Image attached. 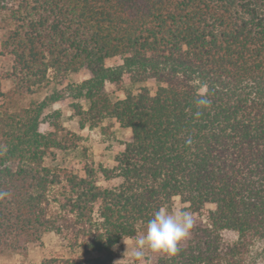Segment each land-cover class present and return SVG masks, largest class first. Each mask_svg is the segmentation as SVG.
I'll use <instances>...</instances> for the list:
<instances>
[{
	"label": "trees",
	"instance_id": "trees-1",
	"mask_svg": "<svg viewBox=\"0 0 264 264\" xmlns=\"http://www.w3.org/2000/svg\"><path fill=\"white\" fill-rule=\"evenodd\" d=\"M0 35L13 60L0 105V192L9 193L0 254L26 253L55 232L73 255L40 264H115V247L179 198L197 222L155 264H259L264 0H0ZM146 82L158 87H124ZM71 97L89 100L86 110L72 105L91 127L115 119L130 130L111 167L47 164L76 146L52 109ZM101 177L121 182L105 187Z\"/></svg>",
	"mask_w": 264,
	"mask_h": 264
},
{
	"label": "rangeland",
	"instance_id": "rangeland-1",
	"mask_svg": "<svg viewBox=\"0 0 264 264\" xmlns=\"http://www.w3.org/2000/svg\"><path fill=\"white\" fill-rule=\"evenodd\" d=\"M1 51L2 37L0 35V105H2V103L8 104L2 93L10 90L12 82L10 79L4 78V76L12 69L13 64L12 58L2 55ZM111 64H115V60H112ZM69 80L74 85L80 84L82 81V75L79 72L70 73ZM143 85H148L152 90H155L158 87V84L155 82L125 83L124 87L137 91L139 87ZM58 89L59 87L54 88L51 91ZM108 91L114 101L122 97L121 91L112 85L108 86ZM26 102V100H19L18 103L13 102V104H11L14 107V105ZM67 102L68 103L66 104H55L52 109H59L61 111V122L65 127L64 134H67L70 139L72 138L76 141V146L68 150L57 151L55 157L47 159V164L53 167L73 169L80 167L83 162L89 161L93 162L96 166L105 165L111 167L114 163L115 154L120 148L121 141L125 139L130 130L120 127L115 119H106L99 125L91 127L90 121L87 122L82 115L78 114L76 106L72 105V103L75 102L86 110L90 106L89 100L85 98L73 99L71 97L68 98ZM2 114L3 111L0 109V116ZM43 126L45 127L46 125L44 124ZM120 182L121 179L119 178L109 181L105 180L103 177L100 179V184L105 187L115 186ZM185 206L186 205L177 198L173 204L165 208L171 212H175L177 210L184 211ZM193 222L196 223L197 221L193 218ZM146 229L147 228H143L138 237L143 235L146 232ZM237 237L236 233H225V238L228 242L236 241ZM43 241L44 243L42 246H31L26 253L7 252L0 254V264H40L42 260L47 257H68L73 255L67 241L55 232L46 233L43 237ZM135 241L136 240H122L115 247V264H128V257L135 246ZM255 251L260 255L259 264H264V243L258 242L255 246ZM76 253L83 254L84 252L78 250ZM145 253V256L149 257L151 264H155L158 254H152L147 250H145Z\"/></svg>",
	"mask_w": 264,
	"mask_h": 264
},
{
	"label": "clouds",
	"instance_id": "clouds-1",
	"mask_svg": "<svg viewBox=\"0 0 264 264\" xmlns=\"http://www.w3.org/2000/svg\"><path fill=\"white\" fill-rule=\"evenodd\" d=\"M196 103L198 106L207 107L211 102L206 98H200ZM195 115L199 117L201 113L197 111ZM8 195L7 192H0V198ZM193 224V217L189 212L183 210L171 212L166 208H160L148 221L146 232L136 239L128 257V264L143 261L145 250L152 254H166L169 257L176 255L180 242L190 236Z\"/></svg>",
	"mask_w": 264,
	"mask_h": 264
}]
</instances>
